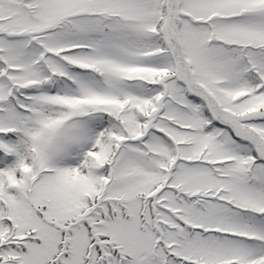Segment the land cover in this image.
I'll return each instance as SVG.
<instances>
[{"label":"snow or ice","instance_id":"snow-or-ice-1","mask_svg":"<svg viewBox=\"0 0 264 264\" xmlns=\"http://www.w3.org/2000/svg\"><path fill=\"white\" fill-rule=\"evenodd\" d=\"M0 264H264V0H0Z\"/></svg>","mask_w":264,"mask_h":264}]
</instances>
